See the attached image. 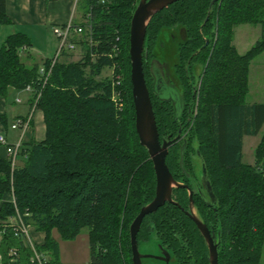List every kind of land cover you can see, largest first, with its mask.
Returning a JSON list of instances; mask_svg holds the SVG:
<instances>
[{"label": "trees", "instance_id": "obj_1", "mask_svg": "<svg viewBox=\"0 0 264 264\" xmlns=\"http://www.w3.org/2000/svg\"><path fill=\"white\" fill-rule=\"evenodd\" d=\"M78 1L83 20L75 25L84 29L71 40L81 49L79 59L71 60L65 51L52 65L48 59L27 63L21 54L31 42L21 32L8 35L0 46V96L27 85L39 91L35 109L42 112L45 126L42 140L21 144L22 164L11 167L8 157L0 156V200L12 196L0 203V264L13 257L14 263L32 262L34 253L43 264H61L52 231L71 240L84 227L90 264H132L129 225L154 197L155 174L135 130L129 78V25L139 0ZM211 1L178 0L153 15L146 28L143 73L159 139L176 136L182 123V137L168 147L165 162L174 179L192 189L197 215L219 240L218 264H259L264 102L247 103L246 97L250 62L264 51V0ZM10 22L5 0H0V25ZM240 23L260 26L258 39L243 54L232 43L233 27ZM173 27L180 30L173 64L181 89L173 86L176 104L156 88L153 74V64L164 58L160 36L168 31L171 39ZM41 64L50 69L44 84ZM195 65L201 67L197 76ZM105 68L111 77H101ZM119 74L123 78L114 86L112 78ZM114 90L123 99L120 110L111 99ZM258 134L254 162L243 163V136ZM201 166L211 204L198 190ZM172 199L179 206L165 202L144 216L138 243L153 231L176 264H209L206 243L185 214L187 188L174 187ZM17 216L44 233L41 244L32 249L23 234H14L8 224Z\"/></svg>", "mask_w": 264, "mask_h": 264}, {"label": "crops", "instance_id": "obj_2", "mask_svg": "<svg viewBox=\"0 0 264 264\" xmlns=\"http://www.w3.org/2000/svg\"><path fill=\"white\" fill-rule=\"evenodd\" d=\"M77 3L78 0H5V11L11 22L0 25V46L8 35L15 32H21L26 34L31 42V46L28 47L26 51L30 49L31 52H34L40 59L38 63L43 62L45 59H52L58 46L57 37L52 31L53 27L63 25L69 20H72L74 24H77L83 20L82 10L78 9L76 11ZM62 57L63 56L60 58ZM27 63H30V61ZM260 68L261 71H257L258 80L256 83L252 82V89L250 88L251 78L249 80L248 76L249 90L247 96L251 94L253 99L251 101H247L246 97L247 103L264 102V99H261L264 98L262 97L264 96V67ZM11 93H16V89L11 88L9 89L7 95L0 96V135L5 137L7 143L13 144L19 139L21 130L12 129L10 125L15 118L25 117L29 113L31 106V94L28 91V99L27 102L24 103V111L21 113L15 112L12 104H9V99H7V97ZM17 99H13L15 104H23L20 99H18L19 101H17ZM8 114L12 115L9 120ZM44 133L45 126L42 112L39 109H34L32 112V117L29 121V126L22 135L21 144L24 146L33 140L40 141L44 138ZM246 136L249 135H244L243 138ZM257 136H259V134L251 137ZM255 144L257 143H254L252 146H256ZM0 156L3 158L7 157L5 148L1 144ZM16 164H22V159L20 156L17 158ZM2 200H12V196L7 194L3 196V198L0 200V203ZM12 221L13 219H9V222ZM52 236L58 242L59 261L61 264H90L89 244L86 234L82 237L83 240H79V237L82 236L81 232L74 239L63 240L59 237L57 231L53 230ZM29 237L33 244H41L44 240V233L35 230L32 226H29ZM69 247L72 248L69 250ZM7 264L39 263L9 262ZM259 264H264V244L261 251Z\"/></svg>", "mask_w": 264, "mask_h": 264}, {"label": "water", "instance_id": "obj_3", "mask_svg": "<svg viewBox=\"0 0 264 264\" xmlns=\"http://www.w3.org/2000/svg\"><path fill=\"white\" fill-rule=\"evenodd\" d=\"M176 1L178 0H139L130 18L128 48L130 61L129 78L131 83L132 102L134 106L135 130L140 145H142L148 153L155 174L154 197L151 201L140 208L139 212L129 225L132 264H142V258L159 259L157 255L141 254L138 250L137 233L142 219L149 213L155 212L165 202L178 205V203L172 199V189L179 186L187 187L186 184L179 183L174 179L165 162L168 147L180 139V132H178V134L173 138L168 136L166 139H159L155 116L152 109L149 90L145 82L142 65V54L148 22L155 13ZM214 1L215 0H212L211 3ZM158 73V78L154 76L156 88L161 90L165 99H171L173 104H176L177 95L173 86H170V90H172L171 93L170 91L168 92V90H164L163 87L166 86V82L164 81L160 70ZM201 179L207 195L213 200V194L211 192L204 166H202L201 170ZM188 195L190 204L189 211H186V214L195 223L206 242L209 264H218L217 246L219 240L214 241L205 223L202 222L195 214L194 203L192 200V190L190 188H188ZM164 254L165 261H167L169 254L167 251H164Z\"/></svg>", "mask_w": 264, "mask_h": 264}, {"label": "rangeland", "instance_id": "obj_4", "mask_svg": "<svg viewBox=\"0 0 264 264\" xmlns=\"http://www.w3.org/2000/svg\"><path fill=\"white\" fill-rule=\"evenodd\" d=\"M78 9H81V1H78L77 3L76 11ZM179 32H180L179 27H173L169 30V33H171L172 35L171 39L167 37L168 31L167 33L166 32L163 33L166 34L165 36L164 35L160 36L159 42H160V46L162 47V49L160 50H161V54L164 55V58L163 60H160L161 63H155V65L157 68H159L163 79L166 80V83L167 80H169L173 84V86L177 87V89L181 92V89L178 84V80L173 72V64L176 61L175 46H176V42L178 41V36L180 35ZM259 35H260L259 25L240 23L233 27L232 43L236 47L237 52L239 54H243L254 44V42L258 39ZM156 52H157L156 57H160L159 48L157 49V47H156ZM27 54H30L32 58L28 59L26 57ZM80 56H81V49L76 46L75 49L72 52H70V58L71 60H77L80 58ZM21 59L24 60L25 62L30 61V63L31 62L38 63V61L40 60L39 57H37V55L34 52L30 51V49L28 50V52H23L21 54ZM260 67H264V51L250 62L248 76H249V80L251 78V85H250L251 89L253 88L252 82L256 83V81L258 80L257 71H261ZM200 68H201L200 66L195 65L193 69V74L197 76L200 73ZM105 76L111 77L110 68H105L102 71L101 77H105ZM119 76L120 78H123L122 74H119ZM17 98L20 99L23 102V104H15L14 100ZM7 99H9V104H12L15 112L22 113L24 111V103H26L28 99V91L25 90L24 88L16 90V93H11L10 95H8ZM252 99L253 98L251 94L247 96V101H251ZM11 116H12L11 114H8V120L11 118ZM251 136L252 135H249L243 138V150H242L243 163L250 164L254 162L255 146L252 145H254V143H258L260 139V134L257 137H251ZM193 158H194V164L197 166L198 160L196 159V157ZM81 233L82 236L79 237V240H83L82 237L85 234L87 235L88 233L87 227H84ZM157 247H158V241L153 231H151L149 238L146 241H140L138 243V250L141 254H152L153 252L157 251ZM71 248L72 247H69V250ZM146 262H149V260ZM170 264H176V262L172 260Z\"/></svg>", "mask_w": 264, "mask_h": 264}, {"label": "built area", "instance_id": "obj_5", "mask_svg": "<svg viewBox=\"0 0 264 264\" xmlns=\"http://www.w3.org/2000/svg\"><path fill=\"white\" fill-rule=\"evenodd\" d=\"M83 29H84L83 26L73 24L72 20H69L63 25L53 27L52 31L57 37L58 46L54 54V57L50 59L51 60L50 65H52L58 59V57H60V55L63 52L65 51L72 52L75 49L76 45L75 43L72 42L71 38L79 36L82 33ZM86 30L89 31V25H86ZM38 71L40 75L42 76L41 82L44 84L47 80L50 69L46 71L45 66L41 64L39 66ZM112 81H113L114 86L119 85L120 76L119 75L113 76ZM25 90L29 91L33 95V101L30 106V111L25 117L15 118L14 121L10 125L12 129L21 130L19 139L17 140V142L10 144V143H7L3 135H0V144L3 145L5 148L7 157L11 163V167H13L16 164V160L18 158V153H19L20 146H21L22 135L24 131L27 129V127L29 126V121L32 117V112L35 109L36 101L40 94L39 91L33 92L31 87L28 85L25 87ZM111 99L117 109L120 110L123 107V99L120 95V91L114 90L112 92ZM17 101L19 100L17 99ZM11 219H13V221L9 222L8 225L12 226L14 234L15 235L17 233L23 234L26 240L28 241V243L30 244L31 248L33 249V243L29 237V225L24 224L18 216L15 217V219L14 218H11ZM9 253L15 255V249H11ZM32 260H33L32 262H38L39 264H43L42 261L40 260V257L36 253H34V258ZM10 262H14V257L10 259Z\"/></svg>", "mask_w": 264, "mask_h": 264}, {"label": "flooded vegetation", "instance_id": "obj_6", "mask_svg": "<svg viewBox=\"0 0 264 264\" xmlns=\"http://www.w3.org/2000/svg\"><path fill=\"white\" fill-rule=\"evenodd\" d=\"M158 71H159V68H157L156 67V65L155 64H153V74H154V76L155 77H157L158 78V76H159V73H158ZM165 82H166V80H164ZM166 86H164L163 88H164V90H168V92L170 91V93L172 92V90H170V88L173 86V84L169 81V80H167V83L165 84ZM171 86V87H170ZM175 87V86H174ZM173 87V88H174ZM181 129H182V123H180L179 122V128H178V131H177V134H178V132H180V138L182 137V135H181ZM201 170H202V166H201ZM183 184V183H182ZM185 188H187V190H188V186L187 187H185ZM191 189V188H190ZM192 190V189H191ZM198 190L200 191V192H202V194L206 197V201H207V203L208 204H211V198L207 195V193H206V191H205V188H204V186L202 185V179H201V176H200V187H198ZM188 198H189V195H188ZM189 204H190V201H189ZM186 211H189V206H188V209L187 210H185V214H186ZM194 212H195V214L197 215V213H196V211H195V208H194ZM187 215V214H186ZM188 216V215H187ZM198 216V215H197ZM189 217V216H188ZM199 217V216H198ZM202 221V220H201ZM203 222V221H202ZM206 225V224H205ZM208 228V227H207ZM208 230H209V228H208ZM209 232H210V234H211V236L213 237V239H214V241H216L217 239H216V237H215V235L213 234V232L212 231H210L209 230ZM203 237V236H202ZM149 238V237H148ZM204 239V238H203ZM146 241V240H145ZM205 241V240H204ZM206 243V242H205ZM137 244H138V241H137ZM206 247H207V245H206ZM164 251H167L168 252V254H169V258H168V260L167 261H165V254H164ZM207 252H208V249H207ZM153 255H157L158 257H159V259H156V258H142L141 259V261H142V264H170L171 262H172V260H173V258H172V256L170 255V253H169V251L167 250V248L165 247V246H162V245H160L159 243H158V247H157V251L156 252H153L152 253ZM146 259V260H145ZM149 260V262H146V261H148Z\"/></svg>", "mask_w": 264, "mask_h": 264}, {"label": "bare ground", "instance_id": "obj_7", "mask_svg": "<svg viewBox=\"0 0 264 264\" xmlns=\"http://www.w3.org/2000/svg\"><path fill=\"white\" fill-rule=\"evenodd\" d=\"M16 258V257H15Z\"/></svg>", "mask_w": 264, "mask_h": 264}]
</instances>
